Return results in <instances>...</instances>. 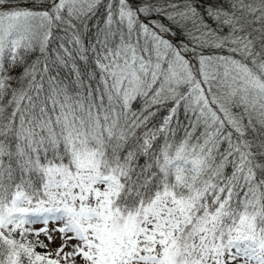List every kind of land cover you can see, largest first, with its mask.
Here are the masks:
<instances>
[{
  "label": "snow or ice",
  "instance_id": "1",
  "mask_svg": "<svg viewBox=\"0 0 264 264\" xmlns=\"http://www.w3.org/2000/svg\"><path fill=\"white\" fill-rule=\"evenodd\" d=\"M0 264H264V0H0Z\"/></svg>",
  "mask_w": 264,
  "mask_h": 264
},
{
  "label": "rangeland",
  "instance_id": "2",
  "mask_svg": "<svg viewBox=\"0 0 264 264\" xmlns=\"http://www.w3.org/2000/svg\"><path fill=\"white\" fill-rule=\"evenodd\" d=\"M61 224H62V222H49V224L47 225V228L49 229L50 234H52L53 237H54V239H53V241L51 243L48 242L47 238L44 236L43 233H41V235L39 237H36L34 235H29L28 239L30 238V240L35 241V240L39 239V240L44 241L45 244H48V248L47 249L41 248V247H37L36 248L37 252L44 253V252L51 251L53 253V257H54L55 249L59 247V245L61 243V240H60V233L53 232L52 230L57 228V227H60ZM29 227H31L34 230H38V229H41V228L45 227V225L42 224V223H36V224L30 225ZM75 242L76 241H71L70 245L72 243H75ZM69 250H70V247L65 249V251H69Z\"/></svg>",
  "mask_w": 264,
  "mask_h": 264
},
{
  "label": "trees",
  "instance_id": "3",
  "mask_svg": "<svg viewBox=\"0 0 264 264\" xmlns=\"http://www.w3.org/2000/svg\"><path fill=\"white\" fill-rule=\"evenodd\" d=\"M161 115H163V113H161ZM180 120H181V121L184 120V116H183L182 113H181V116H180ZM182 134H183L182 132H178V133H177L178 137L181 136ZM29 240H30V238H29Z\"/></svg>",
  "mask_w": 264,
  "mask_h": 264
}]
</instances>
